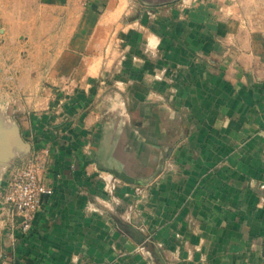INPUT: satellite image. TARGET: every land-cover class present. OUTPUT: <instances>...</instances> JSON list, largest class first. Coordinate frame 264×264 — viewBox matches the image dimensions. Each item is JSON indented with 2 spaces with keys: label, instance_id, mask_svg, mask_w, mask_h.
Here are the masks:
<instances>
[{
  "label": "crops",
  "instance_id": "crops-1",
  "mask_svg": "<svg viewBox=\"0 0 264 264\" xmlns=\"http://www.w3.org/2000/svg\"><path fill=\"white\" fill-rule=\"evenodd\" d=\"M0 15L41 64L0 71V201L34 156L54 190L16 242L0 214V264H264V0H0ZM14 127L29 149L6 160Z\"/></svg>",
  "mask_w": 264,
  "mask_h": 264
},
{
  "label": "built area",
  "instance_id": "built-area-1",
  "mask_svg": "<svg viewBox=\"0 0 264 264\" xmlns=\"http://www.w3.org/2000/svg\"><path fill=\"white\" fill-rule=\"evenodd\" d=\"M49 168L38 156L31 157L9 175L0 201V214L10 221L8 236L14 242L18 234L28 236L34 230V221L41 208V198L53 195L54 190L46 184Z\"/></svg>",
  "mask_w": 264,
  "mask_h": 264
},
{
  "label": "rangeland",
  "instance_id": "rangeland-1",
  "mask_svg": "<svg viewBox=\"0 0 264 264\" xmlns=\"http://www.w3.org/2000/svg\"><path fill=\"white\" fill-rule=\"evenodd\" d=\"M137 6H139L138 3ZM2 17L3 16L0 15V71L4 70V73L6 74V72L31 70L37 66H40L41 64H33L32 62H28V56L33 53L34 47L32 46H34V44L28 43V40L24 36L19 37L20 31L15 29V24L14 30L10 31L8 34V32L5 31ZM9 17L10 20L14 21V18L17 16ZM5 84L6 81L4 78H0V97L4 91H2L1 88ZM18 162V160L13 161L12 166L17 165ZM108 190L110 193H112L114 188Z\"/></svg>",
  "mask_w": 264,
  "mask_h": 264
},
{
  "label": "water",
  "instance_id": "water-1",
  "mask_svg": "<svg viewBox=\"0 0 264 264\" xmlns=\"http://www.w3.org/2000/svg\"><path fill=\"white\" fill-rule=\"evenodd\" d=\"M14 148H19L25 151L29 149L28 144H25L22 141L17 127H14L13 130L9 131L8 133L7 145L3 149V155H4L3 157L6 158V160H9V158L12 156V151Z\"/></svg>",
  "mask_w": 264,
  "mask_h": 264
}]
</instances>
